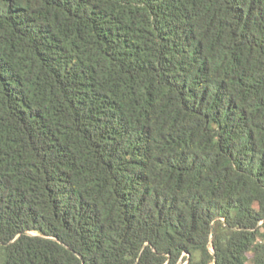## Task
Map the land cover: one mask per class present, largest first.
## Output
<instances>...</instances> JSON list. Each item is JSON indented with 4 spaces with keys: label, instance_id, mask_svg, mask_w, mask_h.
<instances>
[{
    "label": "trees",
    "instance_id": "1",
    "mask_svg": "<svg viewBox=\"0 0 264 264\" xmlns=\"http://www.w3.org/2000/svg\"><path fill=\"white\" fill-rule=\"evenodd\" d=\"M264 264V0H0V264Z\"/></svg>",
    "mask_w": 264,
    "mask_h": 264
},
{
    "label": "rangeland",
    "instance_id": "2",
    "mask_svg": "<svg viewBox=\"0 0 264 264\" xmlns=\"http://www.w3.org/2000/svg\"><path fill=\"white\" fill-rule=\"evenodd\" d=\"M249 264H251V263H249Z\"/></svg>",
    "mask_w": 264,
    "mask_h": 264
}]
</instances>
